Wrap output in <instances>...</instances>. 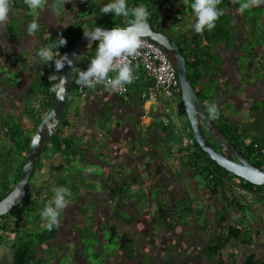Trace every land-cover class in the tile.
Here are the masks:
<instances>
[{"label":"trees","instance_id":"obj_1","mask_svg":"<svg viewBox=\"0 0 264 264\" xmlns=\"http://www.w3.org/2000/svg\"><path fill=\"white\" fill-rule=\"evenodd\" d=\"M53 1H59L58 8L62 11L64 10V2L66 0ZM155 2L157 3L156 6L149 10L150 13L147 23L154 26L155 29L164 31H168L165 26L168 25L169 21L175 25V28H172L170 33H173L172 38L180 45L181 51L187 61L189 79L207 112L211 97L218 91V86L214 77L213 79L207 77L209 80L208 83L207 81L203 82L204 72L209 69V64L215 61V56L211 51V45L222 41L227 42V44L234 42L235 36L233 29L235 28V21L233 20L231 9H233V12H240L243 18H247L248 24L251 25L253 29L251 38L259 42L264 41V28H261L259 24L262 17L260 13H257L261 6L264 7V3L261 4L260 0H220L217 7L223 14L215 21V27L212 30L205 29L197 33L193 31V22L189 20L190 16L193 18V21L195 19L191 9L193 0H158V2ZM244 2H247L249 7L241 9L240 5ZM11 3L12 7L10 8L8 20L5 25V35L14 40L17 36L19 37L22 32L17 34V31H15V29L13 30L9 24L15 20H19L20 13L23 10L21 28L23 26L26 28L28 24L35 19L34 15L30 13L31 9L26 5L25 0H11ZM98 3L99 0H76L75 6L73 5L75 11L73 21H71V24H69L67 28H63L61 32L52 31L40 20H37L38 29L36 32H38L39 36L37 50L42 46L53 44L58 39V36L62 35L66 39V44L59 47L58 51L63 55L66 54L73 42L86 30L100 25L124 27L133 19L131 14L128 17H117L111 12L108 14L99 13V9L95 11V17L98 18H94V16L92 18L90 16H92L93 9ZM126 3L129 9H132L139 5L148 8L152 2L151 0H126ZM262 12L263 11H261V13ZM88 17L90 18L85 22V18ZM179 22L184 26H182V24L178 25ZM261 22L264 25V19ZM183 27H185V31L181 32ZM97 44L98 41H93L76 64L69 101L73 100L75 96L77 97L75 91L77 86V75L80 70L94 58ZM12 54L13 58L9 59V63L11 64L13 62L17 64V68L7 69L2 68L1 65L0 82L5 81L9 88L15 89L16 86L21 83V75H24V73H27L29 70L26 68L29 62V53L18 54L13 52ZM8 66L9 65H7V67ZM46 66V70L38 76V81L33 85L32 89L22 94V103H19L20 106L18 103L12 105V107H17V109L20 107V119L17 118L16 114L13 112L8 115H0V144H4V146H2L3 149H0V151H2L0 161L3 167L0 171V199L11 190L18 180L31 135L41 117L48 111L53 103L55 93L51 89L55 81L49 80L48 77L55 72L54 63L49 62ZM58 74L59 73H57V79L59 76ZM1 88H4L7 93L5 87ZM1 88L0 90L2 91ZM4 100L5 96L0 99L1 109ZM69 101L26 186L27 194L23 200L24 204L19 209L15 206L7 213L0 215V246L8 241L10 242L8 247L10 264H49L51 259L58 256L59 252L53 251L49 242L58 233L59 226L55 225L51 230L47 229V221L41 217L40 213L45 205L52 199L54 195L53 189L60 186L66 187V175L68 176V174H63V171L70 168L72 165L80 169L84 168L85 170H83V172H87L84 162L91 164L95 163V165L101 166L102 172L100 175L107 182L105 184L104 193L107 194L106 196H110L116 200L114 204H109L111 209H109L110 213L108 217L105 218L107 223L114 218L121 219L126 224L131 223V216L125 214V210L120 202H118L120 199L130 200L132 194H128L130 189L129 180L126 179L124 173L119 172L116 168L110 167L109 163L106 162L107 147L102 151H93L91 146L98 143V135L96 136L93 133V138L91 140L87 139L88 142L84 141L88 125L87 119L90 117H82L80 103L73 108L74 115H67V112L72 106ZM179 106H182L180 95ZM97 108L98 117L95 118L96 122H98V118L107 120L113 114V109L108 101ZM159 108L161 109V105ZM211 119L237 149L257 166L264 168V145L260 144L255 136L245 128L233 124L230 119L223 114L219 113L217 118ZM81 121L82 123L84 122V126L82 127ZM105 124L106 122L103 121L98 122V124H96L95 121L91 122L95 132L97 130H103L105 132L104 136L109 137L111 126L105 127ZM157 125V128L164 136L161 138L147 137V153L149 156L160 157V153L162 152L165 157L162 162L166 165L169 164L167 157H169L170 153H173V160L171 162L178 161L183 163L185 168L189 170L192 175H199L201 177L202 184L207 187L212 196L218 197L219 207H217L218 211L216 222H214V228L210 231L208 238L200 244L199 251L194 253V257L196 258L195 263L197 259L205 258L209 261V264H229L228 262L226 263V260L232 257L234 253L236 254L238 249L237 243L240 244V247L241 245H249V237L244 241L242 236L246 231L248 232L251 230H244L241 225L232 222L227 212L233 207H237L240 212L246 208L245 205L239 202V196L242 194L240 192L264 191V187L251 184L245 179L224 169L213 159L208 157L192 137L186 117L185 122H182L180 128L181 133L179 131L177 133L172 124L165 126L162 123H158ZM2 129L5 130V132L2 131ZM79 129L81 130L78 131ZM137 130L140 132L139 127ZM3 133L4 137H2ZM205 134L214 147L220 150L216 141L206 130ZM170 135L175 137L174 139H176V141H174L178 142L176 143L177 146L172 144L165 148L163 145L165 143V145L170 143ZM54 156L56 157L52 158ZM43 159L46 162L48 161V165L47 169L41 172ZM94 161H102L105 164H99ZM12 162L14 164H12ZM10 164L13 165L12 168H10ZM163 164H160L156 168L155 173L160 171ZM58 167L59 170H57ZM58 173L60 174L58 181H55L53 178ZM69 174L72 175L71 173ZM146 174L149 177L141 174L145 179L142 180L141 177L139 178L141 188H143V191L144 189H153L152 191L158 192L157 188H150L151 176L148 172ZM82 181L84 180L82 179ZM77 193H74L72 196L73 199H70V197L66 199L72 202L78 195ZM134 195L136 196V194ZM86 213L87 211H85L84 208H81L77 213L74 222V227H77H75V231H78L83 237L93 235L92 238L95 236L97 238L98 231H100L101 236V224L106 225V222L100 223L96 228L92 223L91 216L88 215L89 222L85 224ZM63 214V210H61L59 220ZM193 216L195 219L202 218V221L196 224L200 231L205 232L211 222L203 206L198 207L193 199L186 200L182 197L172 199L168 194H165L159 204L154 208V212L150 215L148 224L165 225L168 229L173 230L176 225V220L180 219V223L188 224L187 222L194 220ZM106 227L110 229L111 236L118 240L117 249L112 251V255L109 259L110 251L107 256H105L104 260H97V262H93L91 259H88L87 256H84V254L86 255L84 250L83 256L87 258L88 263L121 264L119 261L120 253H124L128 259H132L136 253L134 239L130 237L127 232L119 230L115 225H106ZM112 237L108 239L110 245H113L112 243L114 242ZM149 242L150 245L153 246L154 238L150 239ZM167 251L168 248L161 252L163 253V259L169 256ZM240 252V255H243L242 264H264V257L257 259L255 252L250 248L245 247L242 251L240 250ZM169 257H172V254ZM192 263L195 264L194 261L189 264Z\"/></svg>","mask_w":264,"mask_h":264},{"label":"crops","instance_id":"obj_2","mask_svg":"<svg viewBox=\"0 0 264 264\" xmlns=\"http://www.w3.org/2000/svg\"><path fill=\"white\" fill-rule=\"evenodd\" d=\"M106 1L109 0H99L96 8L99 9V7L102 4H105ZM42 2L45 3L44 12L46 13V16L45 18L44 16H41L44 12H42L43 9L41 10L40 7L38 9V11H40V17L38 18V20L44 23L52 31L61 32L63 28H67V26L71 24L75 12L73 7L75 6L76 0H66L64 2L65 7L63 6V11L58 8V5H55V1L53 0H42ZM232 10L233 9H231L233 20L235 21V28L233 29V33L235 36L234 42H232L231 44H227V42L222 41L211 45V51L215 56V61L211 62L209 64V69L204 72L203 82L207 81L208 83L209 80L207 79V77H210V79H213V77L215 78V82L218 86V91L211 97L210 103L215 102L220 114L228 117L233 124L248 130L253 136L258 139L260 144L264 145V41L259 42L255 41L254 38H251L253 29L251 25L248 24L249 22L247 21V18H243L240 12H233ZM23 11L20 13L19 17V22L21 24L23 22V19L21 18L22 14L24 13ZM261 11L263 12L261 13ZM257 13L261 14L262 21L264 19V7L261 6V8L258 9ZM90 17L85 18V22H87V19H89ZM7 20L8 16L5 19L4 31ZM189 20L193 22V18L191 16L189 17ZM261 21L259 22L260 27L264 28V25ZM165 28L166 30L171 32L170 30L172 28H175V25H172L171 28L166 25ZM183 31H185V27H183V30L181 32ZM22 33L23 38H30V40L25 41L28 42V45L34 43L33 45L35 46L36 43L38 44V32L35 31L33 33H29L27 31V27L25 28V26H23ZM23 38L18 41L20 42V44L23 43L24 45ZM28 45L27 48L25 47L23 48V50L20 49L19 51L9 49L10 51L8 53L10 54V56H12L13 52H16L18 54H24L28 52L29 61H31V55L35 52H32L33 46L28 47ZM37 64H39L40 67L47 65L39 62H37ZM133 75L134 79L132 83L128 84L129 91L128 95H126L125 97L117 96L110 91H107L100 87H94L88 94V100H81L75 96L74 99L78 100V103L75 105L73 104L71 106V109L67 113L73 115V108L80 103V111L82 113V117H90L87 119L89 123L95 121V123L98 124V122L100 121H110L109 124L115 127V132L120 131L121 133H134V136H132V138L130 139L123 138L124 140H128V151L133 155L127 157V159H130L133 167L130 169V172H128L127 174L124 173L126 179L129 180L130 187L138 186L137 184L140 182L139 178L141 175L139 168L142 167V170L146 173L148 172L149 175H152V173L155 174V181L156 178L162 181V183L160 184L154 181L152 185L153 187L157 189L160 188L161 190L163 189L165 193L168 194L172 199H177L180 197L186 200L193 199L197 206L199 205L198 207L203 206V208H205L206 215L211 222L205 232L200 231L197 226V224L202 221V218L195 219V217L193 216V221H195V224L197 223L195 236L200 238V242L198 244H195L196 246L193 253L198 252L200 249V244H202V241H205L208 238V236L210 235V231L214 228V222H216L217 218V207H219L218 197L212 196L204 184H199L195 181V185H193L192 183L191 185L186 183L184 177L179 176L178 174L179 172H182L185 175V170L187 169L181 162H171L173 160V153H170L169 157H167L169 164L166 165H164L162 162L165 158L162 152L160 153V157L149 156V154L147 153V137L161 138L164 136V134H162L157 128L158 123L156 121L158 118H155V115L159 116L160 113L153 111L156 108V105L155 107L142 106L143 103L139 96V91L141 92L149 82L140 69H137ZM122 98L124 99L122 100ZM106 101L110 103V106L113 109V114L107 120L98 118V122H96L95 118L98 117L97 107L105 104ZM137 125L140 126L139 131L141 133L138 132ZM82 126H84V122L82 123L81 121V127ZM132 126L133 128H131ZM169 138H171L172 140L170 139V143L168 145H165V143L163 147L167 148L166 146H170L172 144L177 146L176 143L178 142H175V137H173V135H170ZM112 143L116 144V142ZM134 143L137 144L135 145ZM119 151L120 153H122V148L119 149ZM142 156L146 158L143 161H141ZM137 157H139V159ZM137 160H140L141 162ZM160 164H163L160 171L158 173H155L156 168ZM151 166L153 172L149 170ZM173 168H175L176 173ZM131 177L134 178V181ZM150 181H152V178H150ZM101 182L105 187V184L107 182L105 180ZM197 184H199V186ZM174 188L180 191V194L172 193L171 191ZM142 192H145V189L144 191L142 190ZM240 193L242 194H240L239 196V202L242 205H245L246 208L242 212H240L237 207H233L229 212H227V215L232 222L241 225L244 230H251L248 232L246 231V233H244L242 236V239L244 238V241L245 239H247V237H249L250 243L246 246L241 245V247L240 244L237 243L236 245L238 249L236 254L234 253L235 255L233 254L232 257H229L226 260V263L228 262L229 264H242L243 255H240V250L242 251L245 247L253 250L257 256V259L264 257V191H245V193ZM194 194H196L197 196H194ZM126 201L128 206L124 204V207L121 202L120 204L125 211L127 208V212L133 218L131 220L132 222L136 221V216L138 214H140L143 210H148L150 207L149 204L143 210H138L136 208V200L133 197H131L130 200ZM201 201H203V203ZM129 204H131L130 208L134 207L136 209L135 213H130V211H128L130 209H128ZM109 209L111 208L107 204V215H109L110 213ZM151 212H154V208L153 210H151ZM149 216L150 215H148V218H146L147 224ZM114 219L116 220V218ZM149 226H151L152 229H149V231H147L148 242L150 241V239L154 238L153 234L157 232V228H153L156 227V225ZM157 226L162 228L166 235L169 233V229L165 230L163 228V225L158 224ZM163 243L169 244L166 241ZM195 264H209V261L205 258H201L198 259Z\"/></svg>","mask_w":264,"mask_h":264},{"label":"rangeland","instance_id":"obj_3","mask_svg":"<svg viewBox=\"0 0 264 264\" xmlns=\"http://www.w3.org/2000/svg\"><path fill=\"white\" fill-rule=\"evenodd\" d=\"M108 2L109 1H106V3H108ZM58 4H59V1H55V5H58ZM40 9L41 10L43 9L42 12H44V10H45V3L44 2H42ZM96 9L97 8L95 6L93 9L92 18H93V16L95 17ZM31 14L34 15L35 20H38V18L40 17L39 16L40 11H38L37 9L36 10L31 9ZM41 16L42 17L44 16V18H45L46 13L44 12ZM4 23H5V20L0 22V66L2 65V68H7V69L8 68L9 69L10 68H17V64H14L13 62H12L13 64L9 63V59L13 58V54H12V56H10V54L8 53L10 51L9 49L19 51L20 49L23 50V48H25V47L27 48L28 42H25V41L30 40V38L29 37L23 38L24 45H23V43L20 44V42L18 40H20V38L23 37L22 36L23 33H21V32H23V27L21 28V23L19 22V20H15V21L11 22L9 24V26H11V28H13V30L15 29V31H17V34L21 33V35L19 37L17 36V38L14 39V41L10 40L4 34ZM179 24H182V23L179 22L178 25ZM172 25H173V23L171 21H169L168 27L171 28ZM182 26H184V25L182 24ZM33 41H34V39H33ZM33 44L34 43L29 44L28 47L33 46L32 52H36L37 51V43L35 44V46ZM33 54L34 53H32V55H31L30 63L28 62V66L26 67L27 70L29 69L28 72L24 73V75H22V77L20 79L21 83L19 85H17L15 88L18 90V94H20L21 92L25 93L26 91H28V89H29L28 84L30 83V84L35 85V83L38 81V76L40 74L44 73V71L46 70V66L44 64H48V63H44L43 67H40L39 64H37V63H33L32 62ZM7 65H9V66L7 67ZM2 85H3V87L6 88V91L8 94L11 92L15 93V90L9 88V86L6 82H4ZM0 96H2V98H3V91L0 93ZM16 99L17 98H15V100ZM16 102L18 104L20 103L19 98L16 100ZM69 103L71 105H73V104L75 105L78 103V100L73 98V100L69 101ZM178 103L179 102H177V100H174V102H171L168 99H167V102L165 99L160 100V102L156 104V109H159V111L161 113H164L167 115H166V117L164 115H160V116L155 115V118H158L156 122L161 124L162 121L170 120V122L175 127V129L177 128L179 121H181V123L182 122L184 123L185 117H184L183 108H182V106H179ZM166 104L169 107H173V105H176V106L178 105V108H177L178 114L176 115L175 112L174 113H169V112L166 113L165 112V105ZM160 105H161V109L159 108ZM19 106H20V104H19ZM18 110L20 112V107L18 108ZM11 115H13V114H11ZM67 115H70V113H68ZM70 116H72V115H70ZM109 122L110 121L106 122L105 127H108ZM138 127H140V126L138 125L137 128ZM131 128H133V126ZM91 129H92V126L90 127V130ZM80 130L81 129H79L78 131H80ZM99 131L104 133L103 130H99ZM97 135H98L97 140H99V134H97ZM132 136H134L133 132L121 133L119 131V133L115 134L109 141L105 140L104 137L100 138L102 143L104 145H106L108 149L110 148V151L108 152L109 154H107V157H110L111 160L118 162L117 165L126 164L122 168L123 172H125L126 174H127V172H130L131 171L130 169L133 167V164L130 162V159H127V157L128 156L130 157L133 155L131 153H129V151H128L129 150L128 140H124L123 138L130 139V138H132ZM84 137H85L84 141L88 142L86 136H84ZM117 140L119 141V143L117 142ZM112 142H116V144H114ZM134 144L136 145L137 143H134ZM2 146H4L3 143L0 144V149H3ZM116 147H117V149H115ZM91 148H93V151L104 150V148L102 146L97 145V144H93V146H91ZM121 148H122V154H120V151H119V149H121ZM125 148H127V149H125ZM137 158L139 159V157H137ZM141 159H142L141 161H143L146 158L144 156H142ZM137 161L141 162L140 160H137ZM84 165L86 166V170H87L86 173L83 172V170H85L84 168L80 169L75 165H72L70 168H67L66 170L63 171V174H65V175L68 174V176L66 175V182H67L66 188L70 189V191H71V195L69 196L70 199H73L72 196L74 195V193H77V192H78L77 194L79 195V197L76 196V201L73 202L72 204L69 203L67 205V207L64 209L65 215L61 221L65 220V222L64 223L60 222V224H59L60 225V234H61V239L59 241L60 246L62 245L63 247H66L64 245H66V243L69 240L73 239V240H76L77 245H80L78 241H80L82 243L83 250H85V252H86V255L85 254L84 255L87 256L88 259H91L93 262H97V260H104L105 256H107V254L110 251V254L108 257V259H109L110 256L112 255V251L117 249L118 240L115 237L111 236V231H110V229H108V227H106V225H115L119 230L127 232L130 235V237H132L135 241L134 243H135L136 253H135L134 257L132 259H128L124 253H120L119 261L121 264H189L193 261L195 263L196 258L194 257V253H193L195 250V247L192 244V242H196L194 239V235L196 232L195 221H189V222H187L188 224H186V223L182 224V223H180L181 222L180 219H178L175 222L176 225L174 223V225H175L174 229L173 230L169 229V233L167 235L164 233L162 228H160L158 226L153 227V228H157V232L155 234H153L154 245L151 246L150 243L148 242V239H147V231H149V229H152V227L146 223V218H148L147 217L148 215H151V213H152L151 210H153V208L149 207L148 210L147 209L143 210V209L146 206H148L150 203L151 204L155 203V199L158 196V193L156 191L155 192L152 191L153 189H147L148 193L142 192L143 188H141L140 182L137 184L138 186L130 187L128 194H132L131 197H133L136 200V202H135L137 204L136 208L138 210L141 209L143 211L136 216V221H133V222L131 221V224H126L119 219H116V220L112 219L107 223V221L105 219L108 216L107 212H106V205L109 203L114 204V201L110 197L104 196V190L102 189V187L104 188L103 184L94 182L93 180H95L96 176L92 174V173H96V172H98L100 174L102 172L101 171L102 167L95 165V163L91 164L88 162H84ZM44 167H45V164H44L43 168ZM87 168L91 169V171H88ZM126 169H128V171ZM57 170H59V167L57 168ZM139 170H140L141 174L147 175L146 172H144L142 170V167H140ZM149 170L151 172H153L152 166L149 168ZM173 170H175V168H173ZM69 173H71L72 175H70ZM175 173H176V170H175ZM59 175L60 174L58 173L57 175H55V177L53 179L55 181H58ZM86 175L88 178L86 177ZM178 175L184 177L185 182L188 183L189 185H191V183L193 185H195V182L202 184L201 177L199 175H192L189 170H185V175L182 172L181 173L179 172ZM150 176H151L150 178H152V180L154 179V177H156L154 173H152V175H150ZM140 177L142 180L145 179V177L143 178L142 175ZM131 178L134 181V178L133 177H131ZM82 179L84 181H82ZM159 180L160 179L156 178V181H159ZM81 181H82V183H81ZM199 184H197V185L199 186ZM135 193H138L139 196H135L134 195ZM173 193L175 194V191H173ZM176 194H180V191ZM196 194H194V196H197ZM201 202L203 203V201H201ZM121 204H123V206L125 207L123 202H121ZM81 206H82V208L85 209V211H88V209H94L95 210L94 215H93V219H94L93 224L96 226V228L100 225V223L106 222V225L101 224L102 225L101 236H100V231H98L97 238H96V236L94 238H92L93 235L83 237V235L79 234L78 231L76 232L77 234L74 233V230L77 228L76 226H75L76 228L74 227L75 217H76L78 209H80ZM129 208L130 207H128V209ZM128 211H130V213H135L136 209L134 207H132ZM125 212H126L125 214L130 215L127 211H125ZM88 220H89V217L87 215L84 223L87 224L89 222ZM177 221H179V222H177ZM163 228L165 230H168V228L164 225H163ZM77 235H78V237H77ZM99 237L101 239H99ZM109 237L110 238L112 237V240H114V242L112 243L113 245H110L108 243ZM165 241L168 242L169 244L163 243ZM197 241L198 242L195 244H198L200 242V239ZM63 247L61 248V251L64 250ZM68 247H70V249H71L73 246H71V244H70ZM167 248H168L167 252L169 253V256L172 254V257L167 256V258L163 259V253H161L160 251L163 252L164 250H167ZM52 249H53V251H56V246L52 245ZM70 249L68 252H66L65 255L60 256V259L58 262L59 264H73V253L70 251ZM77 250L79 252H81L82 251L81 246H79V248ZM84 260H85V258H84ZM84 260L83 261L79 260V261H77L76 264H86L84 262ZM51 261H52V259L50 260L49 264L51 263Z\"/></svg>","mask_w":264,"mask_h":264},{"label":"clouds","instance_id":"obj_4","mask_svg":"<svg viewBox=\"0 0 264 264\" xmlns=\"http://www.w3.org/2000/svg\"><path fill=\"white\" fill-rule=\"evenodd\" d=\"M155 1L158 2V0H151V2L154 3V7L157 4ZM260 2L264 3V0H260ZM25 3L30 9L36 10L41 7L42 0H25ZM219 3H220V0H193V2L191 3V9L195 17L193 24H192V29L194 32L199 33V32L204 31L205 29L212 30L215 27V21L219 18V16L223 14V12L217 7ZM11 7H12L11 0H0V22L6 19ZM248 7H249V4L247 2L241 3L240 5L241 9H246ZM110 12L114 16H117V17L119 16L128 17L131 14L133 19L127 26H124V27L115 26V27H112L110 30H105V29H102L101 27H96L92 32H89V33L84 32L85 36L90 41H98V44L96 47L95 56L93 59H91L90 63L88 62L89 64L86 70L80 71L79 75H77L78 76L77 81H76L77 84L82 85V86L91 87L88 90L87 96L85 98H81L76 92L77 97L81 100L83 99L88 100V94L90 90L95 87L94 86L95 84L101 83V82L105 83L106 87H109L112 91H116L123 85L127 84V91L124 94L118 95L116 93H113L117 96L125 97L126 95H128V91H129L128 84L132 83L134 79V75H133L132 68L130 67V63L122 62V58L125 56H133L135 54H138V49L142 45V37L149 31L150 26L147 23V21H148L150 12L143 5H139L132 9H129V7L127 6L126 0H109L108 3L102 4L99 7V13L108 14ZM37 29H38L37 20H32L27 26V31L29 33H33L37 31ZM165 32H167L168 34L172 36L170 32L168 31H165ZM4 34H5V31H4ZM65 44H66V39L62 35L58 36V39L53 44L40 47L32 56L33 63H37V62L39 63L53 62L54 63L55 72L52 75H50L48 78L51 81H55V83H53L51 90L56 94L57 98L59 99L63 98L62 93H64L66 90L68 79L66 75H59V74H58L59 79H57V73H59L60 70L65 67V64L69 66L73 64V60L69 58L68 54L61 55L58 51L59 47H62ZM110 71H114L116 73L114 78H108L107 74ZM148 82L149 83L146 84L144 89L141 92L139 91V96L143 103L142 106L144 107H148L149 105L146 103V100L142 98L141 95L144 91H146L149 88V86L152 83V80L148 79ZM100 88L104 89L103 87H100ZM123 99L124 98H122V100ZM162 99L164 98L160 97L157 103H159L160 100ZM155 105L156 104H152L150 106L155 107ZM153 111L156 112V111H159V109L155 108ZM207 112L211 118H217L219 116L217 104L215 102L210 103L207 108ZM159 113H160L159 116L164 115L166 117L167 115V114L161 113L160 111ZM177 114H178V111L176 109V115ZM163 122L164 121H162L161 123L163 124ZM169 124H172L170 120L168 121L167 125ZM91 126H92V129L90 130ZM108 126H111V132H110V136L106 137L104 136L105 132L103 133L99 130L95 132L93 125H91V123L88 122L87 131L85 132V136L87 137V139L91 140L93 138L92 137L93 133L96 136L97 134H99V140H97L98 143H95V144L100 145L103 148H105L107 146L102 143L100 138L104 137L105 140L109 141L115 134L119 133V131L115 132V127L113 125L109 124ZM181 126H182V123L181 121H179L177 128L175 129L174 127L177 133L178 131L181 133V130H180ZM107 151L109 152L110 148ZM107 154L109 153H106L105 159L107 160L106 162L109 163V166L112 168H116L119 172L125 173L123 172L122 168L126 164L117 165L118 162L111 160L110 157H107ZM55 157L56 156L52 158H55ZM95 162L99 163L100 161H95ZM42 163L43 164H42L41 172H44L47 169V167H46L45 162H42ZM44 164H45V167L43 168ZM103 164L105 163L103 162ZM88 171H91V169H88ZM92 174L96 176L95 180H93L94 182L102 183L101 181H103L104 178L99 173H92ZM102 189L104 190L105 187L104 188L102 187ZM53 193L54 195L52 199L48 202V204L45 205V207L42 209L40 213L41 217L47 221L46 227L49 230H51L53 226L58 225L60 211L67 207L69 201L66 198L71 195V191L70 189L64 186H60V187L54 188ZM106 195L107 194L104 193V196ZM80 209H78L77 213L79 212ZM99 239L101 238L99 237ZM79 243L81 242L79 241ZM83 252L84 250H82V256H83Z\"/></svg>","mask_w":264,"mask_h":264},{"label":"water","instance_id":"obj_5","mask_svg":"<svg viewBox=\"0 0 264 264\" xmlns=\"http://www.w3.org/2000/svg\"><path fill=\"white\" fill-rule=\"evenodd\" d=\"M153 8L154 3L152 2L147 10L149 11ZM149 26V31L143 37L148 38L159 46L174 66L179 81L181 105L195 142L208 157L224 169L255 186L264 187V168L257 166L237 149L208 116L189 79L187 61L181 51L179 43L167 32L155 29L151 24ZM96 27H101L105 30L112 28L108 25H100L86 30L85 33L92 32ZM90 42L92 43L93 41H90L83 32L66 52L69 58L73 60V64L71 66L65 64V67L59 72V75H66L68 79L66 90L62 93L63 98L59 99L54 94L52 105L35 127L31 135L19 178L11 190L0 199V215L7 213L13 207L17 206L26 195V186L34 171L35 165L41 157L55 127L58 125L70 98L76 64L85 50L90 46ZM205 130L216 141L220 150L214 147L206 136Z\"/></svg>","mask_w":264,"mask_h":264},{"label":"built area","instance_id":"obj_6","mask_svg":"<svg viewBox=\"0 0 264 264\" xmlns=\"http://www.w3.org/2000/svg\"><path fill=\"white\" fill-rule=\"evenodd\" d=\"M122 62L130 63L133 74L137 69H140L146 78L152 80L149 88L141 95L142 98L146 100V103L149 105V107L152 104H157L160 97L164 98L166 102L167 99L171 102H174V100L179 102L180 89L175 69L163 50H161L151 40L142 37V45L138 49V54L133 56H125L122 58ZM88 64L85 65L80 71L86 70ZM115 75L116 73L114 71H110L107 74L108 78H114ZM94 86L103 87L104 89H107L108 91L118 95H122L127 91V84L123 85L116 91H112L109 87H106L105 83L103 82L97 83ZM90 88L91 87L77 84L76 92L81 98H85ZM177 106L173 105V107H169L166 104L165 112L176 113ZM168 121L169 120H165L163 124L167 125Z\"/></svg>","mask_w":264,"mask_h":264},{"label":"flooded vegetation","instance_id":"obj_7","mask_svg":"<svg viewBox=\"0 0 264 264\" xmlns=\"http://www.w3.org/2000/svg\"><path fill=\"white\" fill-rule=\"evenodd\" d=\"M46 68H47V66H46ZM22 76V75H21ZM5 81H2V82H0V86L1 87H3V83H4ZM29 86V89L28 90H30V89H32V87H33V84H28ZM0 87V88H1ZM2 89V88H1ZM14 89V88H13ZM15 90V93H13V92H11V93H9V95L5 92V90H4V88L2 89V91H3V96H5V100L3 101V103H2V109H1V105H0V115H2V114H9V113H15L16 114V117L17 118H19L20 119V113H19V110L17 109V107H12V105L14 104V105H16V100L19 98V100H20V103H22V101H21V96H22V94H23V92H21L20 94H18V90L17 89H14ZM1 90H0V93L2 92ZM10 97H11V99H10ZM2 98V96H0V99ZM15 98H17L16 100H15ZM2 131H4L5 132V130H3L2 129ZM2 137H4V133L2 134ZM2 151H0V155L2 154L1 153ZM43 162H45V164H46V167H47V165H48V161L46 162L44 159H43ZM14 163H15V161H14ZM13 162H12V164H14ZM99 164H103V162H99ZM13 167V165H11L10 164V168H12ZM1 169H3V167L1 166V161H0V171H1ZM1 179V178H0ZM154 181H155V177H154V180H152L151 182H150V188H153V183H154ZM155 182H158V184H160V183H162V181L161 180H159V181H155ZM171 191V190H170ZM173 191H175V193H178L179 191L177 190V189H173L171 192L173 193ZM145 192H147V190L145 189ZM148 193V192H147ZM158 196L156 197V199H155V203L154 204H151L150 203V207L151 208H155L158 204H159V202H160V200L164 197V195L166 194L165 193V191L162 189H158ZM26 194H27V191H26ZM137 196H139V194L137 193L136 194ZM173 195V194H172ZM78 197H79V195H77ZM26 197V195L23 197V199L19 202V204L16 206V208H20L23 204H24V202H23V200H24V198ZM110 197V196H109ZM113 201H115L116 202V200H114L112 197H110ZM76 201V197H75V199L72 201V202H69V203H73V202H75ZM120 202H123L126 206H128V204H127V201L126 200H122V199H120L119 200ZM68 203V204H69ZM110 204V203H109ZM108 204V205H109ZM131 206V204H129V207ZM81 208H82V206H81ZM17 209V210H18ZM91 210V211H90ZM126 211H127V208H126ZM94 212H95V210L94 209H88V211H87V215H90L91 216V218H92V223L94 222V219H93V215H94ZM63 213H64V209H63ZM64 215H65V213L62 215V217H61V219L59 220V223H58V226H59V230H58V233L55 235V237H53L52 238V240L49 242L50 243V246H52V245H54V246H56V251H58L59 252V254H58V256H56V258H53L52 259V261H51V263L50 264H59L58 262H59V259H60V256H62V255H65L66 254V252H68L69 251V249H70V247H68L70 244H71V246H73L71 249H70V251L73 253V264H76L77 263V261H79V260H81V261H83L84 260V256H82V251L81 252H79L77 249L79 248V246H81V250H83V246H82V244L81 243H79L80 245H77V242H76V240H69L67 243H66V245H64V246H66V247H63L62 245L60 246V243H59V241H60V239H61V234H60V222L61 223H64L65 222V220L64 221H61L62 220V218L64 217ZM11 216H13V215H11ZM131 216V215H130ZM131 218H132V216H131ZM133 219V218H132ZM177 222H179V221H177ZM94 225V224H93ZM157 226V225H156ZM94 227H96L95 225H94ZM99 230V229H98ZM74 233L76 234V231L74 230ZM194 239H195V241L196 242H192V244L194 245V247L196 246L195 245V243H197L198 241L197 240H199L200 238H198V237H196L195 235H194ZM79 242V241H78ZM10 242L8 241L7 243H5V244H3L2 246H0V264H10V260H9V257H10V255H9V253H8V247H9V244ZM190 245V244H189ZM63 247V251H61V248ZM68 249V250H67ZM136 250V249H135ZM198 261V259L196 260V262ZM84 262L86 263V264H89L88 263V260H87V258L85 257V260H84Z\"/></svg>","mask_w":264,"mask_h":264},{"label":"bare ground","instance_id":"obj_8","mask_svg":"<svg viewBox=\"0 0 264 264\" xmlns=\"http://www.w3.org/2000/svg\"><path fill=\"white\" fill-rule=\"evenodd\" d=\"M90 43H91V42H90ZM90 43H89V44H90Z\"/></svg>","mask_w":264,"mask_h":264}]
</instances>
